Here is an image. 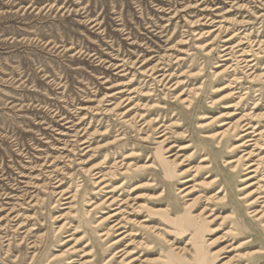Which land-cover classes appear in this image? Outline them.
<instances>
[{"label": "rangeland", "instance_id": "rangeland-1", "mask_svg": "<svg viewBox=\"0 0 264 264\" xmlns=\"http://www.w3.org/2000/svg\"><path fill=\"white\" fill-rule=\"evenodd\" d=\"M263 202L264 0H0V264H264Z\"/></svg>", "mask_w": 264, "mask_h": 264}, {"label": "bare ground", "instance_id": "bare-ground-1", "mask_svg": "<svg viewBox=\"0 0 264 264\" xmlns=\"http://www.w3.org/2000/svg\"><path fill=\"white\" fill-rule=\"evenodd\" d=\"M258 55V54H257ZM241 59V58H240ZM226 60H228V59H226ZM251 62V61H250ZM259 117H260V115H259ZM250 124H246V126H244V127H246L247 129L245 130L246 132L248 131V130H250V129H252V127H250L249 126ZM234 126V125H233ZM240 126V125H239ZM233 129V128H232ZM260 129V128H259ZM242 132V131H241ZM256 133V132H255ZM248 134H251V133H247V134H244L243 135V137L244 136H246V135H248ZM247 156H249V153H248V155ZM262 158V157H261ZM163 164H169V162L164 158L163 160ZM235 162H237V161H231L229 164H234ZM175 166H177V165H175ZM91 168V167H90ZM253 168H256V169H254V170H252ZM258 169H259V164H255L254 162H253V164H250L249 166H248V170H250V172L249 173H253L254 175L255 174H257L258 173ZM254 175H252V176H250L249 175V177L248 178H246L245 179V182L246 181H249V180H252L253 178H255V176ZM102 179H101V181H100V183L99 184H104L105 183V176H102L101 177ZM191 180H186V181H184V183L186 184V183H188V182H190ZM213 181V180H212ZM208 183H210V182H208ZM98 184V183H97ZM101 186V185H100ZM113 187V186H112ZM104 188H107V187H104ZM262 189V188H261ZM183 192H185V191H183ZM188 195V194H187ZM256 195H258L257 196V198H255V199H253ZM73 198V197H72ZM71 197H68L67 199L68 200H70V199H72ZM249 198V199H248ZM245 199H248V201H250L251 200V202L249 203V207H251V208H253V207H255L256 205H258L259 203H260V200L261 199H263V196H262V194L261 193H253V192H251V193H249L246 197H245ZM253 199V200H252ZM114 201L115 200H113L112 202H111V204L113 203L114 204ZM110 202V201H109ZM66 204H70V203H66ZM263 204H264V202H263ZM90 206V205H89ZM250 211V210H249ZM89 214V213H88ZM250 215H252L251 216V218H255L256 220V222H261L263 225H262V227H264V211H257V210H255V211H251L250 213H249ZM119 215V213H115V214H113V215H111V218H114V217H116V216H118ZM165 215V214H164ZM108 224V223H107ZM69 226V225H68ZM116 226V225H115ZM62 229V228H61ZM60 229V230H61ZM111 232V231H110ZM109 233L107 232L104 236H107ZM121 234H123V233H121ZM126 237H123L122 238V240H124ZM237 238V237H236ZM252 238L253 239H248V240H246V241H243V242H241L240 243V245H239V250L242 248L241 246L242 245H247V246H249V245H253L254 243H256V242H258V238L256 237V236H252ZM237 239H239V238H237ZM242 238H240L239 240H241ZM64 244H66V243H63L62 245H64ZM238 248H236V249H238ZM72 250H74V249H72ZM84 254V253H83ZM121 254V253H120ZM257 254H260V259H264V251L263 250H261L260 252H258ZM124 255H126V253L124 254ZM244 257V255H242V259H244L243 258ZM240 258V257H239ZM239 264H245L244 263V260H239ZM247 264H251V263H247Z\"/></svg>", "mask_w": 264, "mask_h": 264}]
</instances>
